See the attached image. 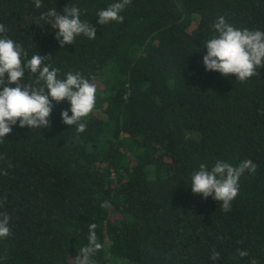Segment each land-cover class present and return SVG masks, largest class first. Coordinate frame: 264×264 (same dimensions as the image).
<instances>
[{
	"label": "trees",
	"instance_id": "1",
	"mask_svg": "<svg viewBox=\"0 0 264 264\" xmlns=\"http://www.w3.org/2000/svg\"><path fill=\"white\" fill-rule=\"evenodd\" d=\"M114 2L0 0V35L26 59L51 55L58 78L80 72L97 87L84 132L62 122V110L72 114L64 100L50 127L18 121L0 142V213L11 230L0 264H74L91 223L102 248L90 264H264V67L240 81L203 64L216 19L264 31V0H131L122 23L97 24ZM67 5L97 35L60 48L40 17ZM37 76L26 70L23 83ZM246 159L257 169L242 174L230 211L192 192L200 164Z\"/></svg>",
	"mask_w": 264,
	"mask_h": 264
},
{
	"label": "clouds",
	"instance_id": "2",
	"mask_svg": "<svg viewBox=\"0 0 264 264\" xmlns=\"http://www.w3.org/2000/svg\"><path fill=\"white\" fill-rule=\"evenodd\" d=\"M131 0H115L107 8L97 13V24H108L111 21L123 22L121 12ZM35 7H42V0H34ZM81 10L77 6H65L62 12L55 8L42 13L40 19L57 29L55 38L60 48L73 44L78 36L89 39L96 37V26L80 19ZM216 35L206 39L203 47L206 54L203 64L207 71H217L224 76L235 75L237 80L245 81L259 75L258 69L264 67V31L238 29L220 16L212 25ZM6 32L0 24V34ZM51 55L33 54L30 59L23 46L6 35H0V142L6 134L19 126L28 128L50 127V115L56 104L67 100L69 110H62V122L77 127L84 132L86 124L81 122L93 111L96 102L97 87L80 72H68L66 78H58L59 69L45 61ZM38 74L35 82L23 83L25 72ZM41 82H43L41 84ZM14 84L15 86H9ZM55 102V103H54ZM257 165L246 159L234 166L224 160H216L209 169L200 164L191 177V190L202 198L211 196L221 202V209L230 211L231 202L239 193V181L245 170L255 173ZM102 206H104L102 204ZM10 217L0 213V238L11 235ZM96 224L89 225L88 243L79 249L74 257V264H90L92 257L102 248L95 232ZM239 256L249 253L238 249ZM212 260H218L220 253L212 251ZM250 264H257L255 259Z\"/></svg>",
	"mask_w": 264,
	"mask_h": 264
}]
</instances>
